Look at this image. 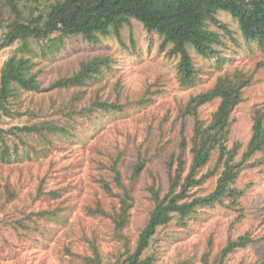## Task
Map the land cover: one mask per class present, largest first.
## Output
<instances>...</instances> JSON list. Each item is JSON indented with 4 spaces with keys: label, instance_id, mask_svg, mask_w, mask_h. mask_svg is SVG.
Returning <instances> with one entry per match:
<instances>
[{
    "label": "rangeland",
    "instance_id": "1",
    "mask_svg": "<svg viewBox=\"0 0 264 264\" xmlns=\"http://www.w3.org/2000/svg\"><path fill=\"white\" fill-rule=\"evenodd\" d=\"M218 17L232 31L229 36L211 25L223 35L226 58L218 67L217 59L189 48L201 74L194 85L180 80L181 57L169 53L171 45L163 47V37L136 19L119 36L112 31L96 43L72 36L53 52L47 42L28 38L29 51L20 49L23 41L0 51V70L10 55L24 54L35 63L33 72H38L42 84L40 91H21L9 100L12 116L0 111V153L4 149L11 153L8 161L0 160V264H96L89 263V257L114 264L125 251V239L116 234L112 220L88 208L100 204L112 211L119 207L118 194L126 191L134 199L123 234L133 249L154 208L148 185L154 183L162 195L167 192V163L184 139L189 168L195 121H211L220 103L214 99L194 114L187 109L189 100L213 88L220 76L232 77L236 71L250 83L232 111L228 145L239 143L236 160L244 159L255 118L264 114V52L244 36L235 17L226 12ZM8 22V8L0 0V39ZM97 56L112 61L109 67L102 66L96 79L82 86L52 87ZM97 97L119 102L124 110L95 111L90 117L80 113ZM43 121L66 126L75 136L44 129L13 132L15 126ZM143 161L135 175L136 165ZM223 168L219 152L213 151L200 171L209 175L193 194L212 193ZM242 168L237 185L245 190L243 216L239 207L217 202L197 208L185 224L174 218L158 228L145 252L155 256L154 264H202L206 253L211 262L223 257L225 264L264 262V148L244 159ZM103 179L117 195L105 189ZM45 210L49 213L40 214ZM245 233L254 241L224 256L229 241Z\"/></svg>",
    "mask_w": 264,
    "mask_h": 264
},
{
    "label": "trees",
    "instance_id": "2",
    "mask_svg": "<svg viewBox=\"0 0 264 264\" xmlns=\"http://www.w3.org/2000/svg\"><path fill=\"white\" fill-rule=\"evenodd\" d=\"M9 11V22L4 26L0 39V51L11 46L16 41H23L20 49L29 51L28 38L37 39L40 44L48 43L54 52L62 47L66 39L72 36H82L85 40L96 43L100 36H107L112 31L119 36L122 28L131 25L132 19L143 23L149 31H155L163 37V47L170 44V54L181 57L178 64L179 78L183 84L194 85L201 74L196 68L189 48L198 54L217 59L218 67L224 63L226 56L222 51L223 35L211 28L215 25L232 36L228 24L222 22L218 15L226 12L235 17L240 29L248 40L255 41L264 52V0H1ZM228 36V37H229ZM43 51H45L43 49ZM112 58L97 56L91 61L82 62L80 69L72 76L56 80L52 87L82 86L94 80L102 73V66H110ZM35 63L24 54L14 53L3 63L0 70V111L12 116L8 107L9 100L17 97L21 91H40L42 84L38 80V72H33ZM250 83V79L242 72L236 71L230 75L220 76L216 85L198 95L192 96L187 109L197 114L200 106L219 98L220 103L211 121L197 118L192 137V160L189 168L185 159V139L181 142L178 154H173L168 160L167 192L162 195L160 189L149 184L147 189L150 199L154 202L149 218L141 229L135 247L129 246L128 237L123 231L128 226L133 197L130 192L118 194L119 207L112 211L98 204L96 208H88L89 212L108 217L114 224L117 235L125 239V251L117 257L114 264H154L155 256L146 255L152 239L160 226L168 225L174 218L182 224L201 206H212L217 202L237 209L243 216L241 198L245 190L238 187L244 159L249 158L264 148V114L255 118L253 136L244 154V159L237 161L240 144L228 145L231 114L242 101V91ZM88 107L80 113L92 116L95 111H123L119 102H109L97 97L91 100ZM42 129L51 132L60 131L66 136H75L66 126H58L50 121L41 124L15 126L14 133L38 132ZM219 152V161L224 168L217 180L215 190L207 195L193 194L192 190L201 185L209 173L200 172L209 161L213 151ZM1 152V151H0ZM11 153L4 149L0 160L8 161ZM144 166V161L135 167L138 175ZM120 173L118 181L120 182ZM103 186L111 195V186L105 179ZM9 195L14 192L8 189ZM227 201V202H225ZM49 213L48 210L40 214ZM53 212H50V214ZM55 213V212H54ZM249 233L240 235L236 240L229 241L223 249V255L245 247L253 242ZM94 247L95 244H93ZM95 253L98 251L95 248ZM224 257L211 262L208 253L203 257L202 264H225ZM89 263L101 264L98 258H86ZM178 264H188L180 262ZM190 264V263H189ZM254 264H264L254 263Z\"/></svg>",
    "mask_w": 264,
    "mask_h": 264
}]
</instances>
